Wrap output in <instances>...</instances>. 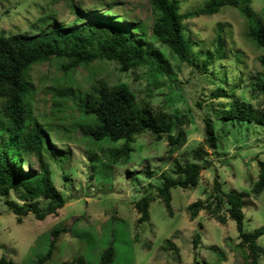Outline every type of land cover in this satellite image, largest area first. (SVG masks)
Here are the masks:
<instances>
[{
  "label": "rangeland",
  "instance_id": "rangeland-1",
  "mask_svg": "<svg viewBox=\"0 0 264 264\" xmlns=\"http://www.w3.org/2000/svg\"><path fill=\"white\" fill-rule=\"evenodd\" d=\"M150 1L0 0V33L32 36L54 23L65 26L76 19V8L89 14V19L119 16L124 18L122 24L142 21L151 33ZM179 1L181 14L186 15L208 0ZM251 7L264 24V0H252ZM221 26L226 27L225 50L231 52L228 59L214 61L218 69H228L239 76H234L238 78L234 83L240 86L239 90L246 88L247 105L264 112V95L253 86L250 88V82L261 72L263 52L246 39L245 20L231 6H225L215 15L193 17L184 22L193 56L190 62L180 61L162 48L169 64L167 73H159L153 66L123 73L113 62L98 61L77 69L73 75L77 93H87L98 83L124 86L134 95L136 103L147 99L155 110L184 117L187 141L175 154H169L166 136L158 141L147 132L132 144L128 161L111 164L110 151L121 147L123 142L96 141L84 134L93 119L78 107L80 97H56L63 74L55 61L33 68L29 78L33 118L46 132L49 142L44 144V159L66 205L43 221L29 214L18 223L17 216L5 205L6 198L0 195V260L37 264V259L50 249L51 231L66 229L68 232L60 235L51 260L43 264H64L78 257L82 259L81 264H101V255L109 247L115 251L111 264H252L250 249L243 245L227 207L222 211L228 219L226 224L205 210L193 221L188 210L192 203L212 197L214 182L218 179L225 192L243 195L245 231L264 230V192L260 196L251 192L258 180V163L264 162V125L214 119L218 103L226 104L230 99L223 102L213 99L215 86L209 84L198 68L207 57L206 51L212 50ZM155 48L159 49L160 45ZM239 96L237 91L231 100ZM60 102L62 106L58 109L56 104ZM196 102L203 106L198 108ZM205 116L214 119L219 138L215 151L206 142ZM197 147L208 153V156L201 155L204 161L196 156ZM52 149L56 152L52 153ZM32 160L31 172H37L39 164ZM189 161L210 168L201 172L196 187L172 190L173 212L169 214L157 191L162 185L160 177L171 175L177 162ZM21 170L30 171L25 163ZM146 194L153 198L150 218L140 223L135 203ZM8 197L16 199L14 192ZM197 234H200V244L195 247ZM258 244L264 249V234ZM258 264H264V252Z\"/></svg>",
  "mask_w": 264,
  "mask_h": 264
},
{
  "label": "trees",
  "instance_id": "trees-1",
  "mask_svg": "<svg viewBox=\"0 0 264 264\" xmlns=\"http://www.w3.org/2000/svg\"><path fill=\"white\" fill-rule=\"evenodd\" d=\"M151 33L142 21L122 24V17L92 18L79 8H76V19L65 26L52 24L50 28L36 35L0 33V195L5 197V205L16 216L18 223L23 218L33 214L38 220H45L66 205L62 193L56 188L52 172L44 159V144L46 133L42 124L33 118L30 105L29 78L35 66L55 61L63 74L62 85L56 90V97L67 99L80 97L78 107L83 113L90 115L92 124L87 126L84 134L96 141L108 139L114 143L122 141V146L110 151L108 161L111 164L125 162L133 152L132 144L136 138L150 132L158 141L167 137L169 154H175L186 144V125L184 117H179L164 110H155L147 99L135 102L134 95L124 86H110L98 83L87 93L75 92L73 75L81 67L100 62H113L123 73L135 72L143 66H153L157 72H168V60L162 48L169 51L172 57L180 61L190 62L193 56L192 45L186 37L184 22L189 18L212 16L219 13L225 6L238 10L245 20V37L262 50L260 57L261 72L250 82L253 88L264 95V24L256 17L251 5L252 0H208L204 6L184 15L181 14L179 0H151ZM76 24V26H74ZM80 24V25H79ZM78 25V26H77ZM225 26L218 27L212 50L206 51V59L199 66L200 74L215 86L213 99H230L226 104L218 103L214 110V119L224 122H253L264 125V112L247 105L245 89L235 86L234 75L228 69H218L215 58L228 59L225 50L223 32ZM141 33V34H138ZM138 39H142L139 41ZM144 41V42H143ZM160 45V48H155ZM200 56V55H199ZM231 58V57H230ZM233 59V58H232ZM150 60H153L151 62ZM236 66L239 64L233 63ZM232 81L229 80L230 77ZM235 82V83H234ZM227 87H230L228 90ZM239 92V98H231ZM83 93V94H82ZM207 101V100H206ZM61 102L56 104L58 109ZM196 106L203 105L196 102ZM206 142L212 150L218 149L219 138L216 134L214 119L204 117ZM200 146V145H199ZM56 151L52 149V153ZM196 156L204 161L201 155L208 156L200 147L195 149ZM38 162L39 170L32 171L33 160ZM29 167V172H23L21 165ZM258 180L251 192L260 196L264 192V162L260 161ZM210 166H201L197 162L176 163L171 175L162 174L161 187L157 188L159 197L165 204L169 214H172V190H184L196 187L203 170ZM14 192L16 199H10ZM214 194L207 201L198 200L192 203L188 210L191 220H196L201 211L209 212L218 222L226 224L228 219L222 214L227 207L229 217L236 222L243 245L250 249L252 264H258L264 249L258 244L264 234L263 229L248 233L244 229L243 195L235 192H225L223 183L218 179L214 182ZM153 198L146 194L135 203L140 214V223L149 221V207ZM66 229L51 231V244L48 252L37 259V264L51 260L55 245ZM200 234L194 238V246L198 247ZM115 257L113 247L104 250L101 264H111ZM249 258L248 256L246 257ZM82 263L76 261L64 264ZM0 264H17L13 260H0Z\"/></svg>",
  "mask_w": 264,
  "mask_h": 264
}]
</instances>
